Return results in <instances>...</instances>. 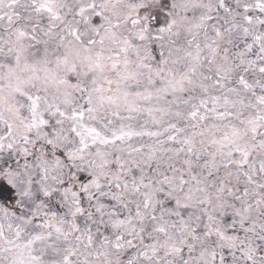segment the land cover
Returning a JSON list of instances; mask_svg holds the SVG:
<instances>
[{"label": "snow or ice", "instance_id": "snow-or-ice-1", "mask_svg": "<svg viewBox=\"0 0 264 264\" xmlns=\"http://www.w3.org/2000/svg\"><path fill=\"white\" fill-rule=\"evenodd\" d=\"M0 264H264V0H0Z\"/></svg>", "mask_w": 264, "mask_h": 264}]
</instances>
